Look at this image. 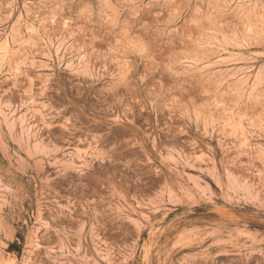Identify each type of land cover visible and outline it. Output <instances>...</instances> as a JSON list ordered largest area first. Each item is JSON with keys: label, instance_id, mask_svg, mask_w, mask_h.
Listing matches in <instances>:
<instances>
[{"label": "rangeland", "instance_id": "obj_1", "mask_svg": "<svg viewBox=\"0 0 264 264\" xmlns=\"http://www.w3.org/2000/svg\"><path fill=\"white\" fill-rule=\"evenodd\" d=\"M0 264H264V0H0Z\"/></svg>", "mask_w": 264, "mask_h": 264}]
</instances>
